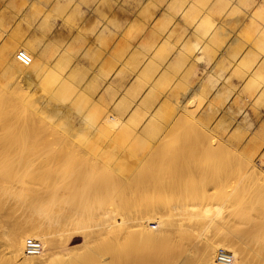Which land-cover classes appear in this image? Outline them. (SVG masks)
I'll use <instances>...</instances> for the list:
<instances>
[{"label":"rangeland","instance_id":"1","mask_svg":"<svg viewBox=\"0 0 264 264\" xmlns=\"http://www.w3.org/2000/svg\"><path fill=\"white\" fill-rule=\"evenodd\" d=\"M250 13L255 14L254 16L258 17L257 19L260 21L254 20L249 16ZM262 23H264L263 0H0V116L5 115L4 105L7 107L11 105L9 100L3 98V95L9 93L2 85L6 69L12 73L10 82L16 83L19 80V71L13 66L16 64L19 68L21 63L15 59V53L18 49L24 48L15 44L14 39H16L18 43L38 54L41 69L38 67L35 70L34 67V73L42 71L40 77H37L38 81L31 85L32 89L22 85V89L19 91L20 94L30 98L28 104H33L34 108L28 106L27 108L34 113L25 116L26 108L20 107L21 109L18 108V110L20 109V113L22 110V113L20 115L16 109L17 117L23 123L30 122L32 117H34V123L38 120V123L34 124L36 135L34 136L44 138L40 143V137L37 138L40 140L37 142L35 138L23 140L17 137L20 146L6 151H4L6 144L16 137V132L10 131L0 138V243L6 239L5 232L11 227L13 220L32 218L36 222L45 223L46 227L56 231V234L69 238L70 246L73 248L84 244L85 238L80 228L85 224L96 223L93 216L96 212H101L103 208L123 211L121 207L128 210V206L129 211L137 216L142 214L139 211L141 205L143 208L140 210L143 211L147 205H159L162 200L163 206L159 205V207L163 208L170 207L174 203L188 205L194 203L201 208L205 202V204L207 202L209 204V201L213 202L210 205L214 208L213 205L220 201L217 199L219 195L231 194L232 197L242 198L245 190L250 193V196L247 197H251L249 201L253 197L255 202L245 203L248 199L243 197L245 202L240 203V199L232 213L228 208L227 211L225 210L227 213L224 211L223 217L213 216L210 219L211 222L210 220L208 222L211 226L207 227L205 231L201 232L204 228L194 229L196 233L189 234L191 236L187 237L190 238L189 244L187 239H180L179 242H184V245L180 244L186 249V252L183 251L184 253H187L188 248L191 247L199 250V246L203 244L202 240L204 242L206 239L204 236L219 229L214 228V225H217L216 220L226 225L228 221L223 222L224 219L230 218L228 216L234 214L231 219H227L230 220L231 225H236V227L233 226L234 229L254 237L249 243L264 251V177L262 181V169L259 168V171L254 173H252L253 171L246 172L245 157L247 153L237 150L220 139L206 127L207 125L199 115L206 102L200 85L206 74L204 68L206 62L218 58L225 51L248 57L250 62H260L264 59V44L261 47L258 39L254 36L260 29L264 35V24ZM198 53L200 66L199 71H196L191 69L190 60L192 55ZM13 58L16 60L15 62H12ZM175 59L177 66L174 65L171 69L167 67L168 69L165 71V65ZM22 68L21 65L20 72L24 70ZM175 73L179 74L183 83H169L174 79L175 76L172 74ZM161 75L163 78L160 80ZM166 75L168 89H165L164 85ZM197 75L200 83H191V78H195ZM197 85L200 90L198 89L192 98L195 99L199 93L202 94L201 98L190 99L189 103L191 104L192 101L194 103L192 102L193 105L189 107L194 108L198 102L196 106L198 109H195L198 118L190 117L186 121L179 120L178 114H181L182 110L178 109L177 102L182 98L183 91L186 92V89L189 90ZM59 88L64 92L73 90L77 94L71 101V109L67 112L69 122L66 121V116H52V111L57 110L58 107L64 109L56 97ZM26 90L29 91L24 93ZM189 103L188 105H190ZM109 110L119 115L122 120L115 129L103 118ZM40 111L46 112L48 117L40 115ZM6 115L8 114L6 113ZM177 119L180 121L179 124L187 125V121H189L188 125H195L193 126L195 131L192 132L194 137L189 138L179 135V133L178 135L172 134L173 132L172 135L167 133L171 125L176 123L174 120L177 121ZM191 119L192 124L190 123ZM199 119L206 126L202 125ZM128 120L130 122L126 123ZM53 126H57L64 138H70L78 143L79 147H75V150L74 145L68 142L69 140L67 141L66 138L61 140L63 135H53ZM96 127L98 129H95ZM196 127L200 131L199 133L205 134L203 136L207 141L198 133ZM164 134L169 135L165 138L169 144L165 148L159 149L158 145L164 139ZM191 140H193L192 147L199 148V153L189 151V149L183 152L182 145ZM209 142L219 150H215ZM65 143L67 145L64 146ZM172 143L177 144L176 149L173 148L174 145L171 146ZM178 146L182 151L177 149ZM228 150L236 152L228 155ZM78 151L81 155L78 154ZM81 151H86L85 153L88 155ZM204 152H208V154ZM211 152L213 154H210ZM28 154L32 156H26ZM24 157L29 163L24 161L22 165H19ZM253 157L255 160L264 158V149ZM5 164L10 166L16 164L17 174L12 172L16 176L8 180L2 178L1 169ZM143 164L147 166L146 168L142 167L146 173L144 170H138ZM92 165L93 168H91ZM206 165H208V169ZM112 166L117 167L119 172L117 173ZM209 167L211 169L213 167V169L211 170ZM137 170L146 174L144 175L146 177L143 178L142 173V176L140 172L137 173L142 177L141 181H139L141 177L135 178L139 183L141 182L138 187L136 184L138 182L133 177ZM175 170L176 173H174ZM225 170L227 171L225 172ZM238 170L243 173L239 175ZM113 172H115L114 178L111 177ZM230 174L235 176L232 177ZM257 174L259 175L256 179ZM238 175L242 179H238ZM17 176L24 177V181ZM127 176L130 179L133 178V181H126ZM225 178L230 180L227 181ZM112 179H118V182L117 180L112 182ZM239 180L241 182L243 180V184L238 185ZM131 181L132 184L135 181V185H131ZM113 183L118 185L117 188L120 189L118 192ZM123 183L126 187L121 185ZM232 183L234 184L232 185ZM245 184H249L247 190L244 187ZM240 185L241 187L238 188ZM134 186L137 187L136 193ZM148 186L150 188L147 191ZM231 186H234L235 189ZM5 188L15 195L4 194ZM237 188L240 192L236 191ZM22 189L28 193L26 202L17 198ZM204 192L211 196L210 199H204L205 202L202 199ZM253 192L256 195H252ZM146 193L148 198L150 197L149 200L144 198L147 197ZM215 196L217 197L215 198ZM140 197H143V200ZM257 199L259 200L257 201ZM123 200L131 203H125V201L123 203ZM135 202L136 205L138 203L139 208ZM191 202L193 203L191 204ZM198 202H202V204ZM166 203L168 205H165ZM250 203L251 206L254 204L253 208L250 207ZM120 205L122 206L120 207ZM134 206L136 210L138 208L137 211ZM38 208L43 209L40 215L33 211ZM133 209L136 212H133ZM244 214L245 216H243ZM118 217L120 218V215ZM230 224L226 226H230ZM149 227L157 229L158 224L153 222L149 224ZM220 230L223 229L220 228ZM119 236H113L114 238H109L110 241L105 243V246L112 243L111 247L117 246L112 247L115 249V253L111 251L114 255L109 252L113 255V257L111 255L112 259L108 262L109 264H152L147 260L149 252L146 249L148 246L146 245V248V243L141 241V235H139L140 237L133 234H120ZM256 238L259 241L255 240ZM115 240H119L117 244H115ZM92 245L95 246V244ZM116 249L119 255L116 254ZM194 249L191 255L198 252ZM85 250L92 252L88 247H85ZM216 252L217 250L215 255ZM229 252L233 254V252ZM195 255L191 256L189 264H201L198 261L199 254ZM255 259L258 261V258L254 256V261ZM75 260L79 261V259L73 260L72 258L61 261L62 264H76ZM126 260L130 262L128 263ZM97 262L94 263L98 264ZM92 263L90 262V264ZM77 264H80V261ZM82 264H89V262Z\"/></svg>","mask_w":264,"mask_h":264},{"label":"bare ground","instance_id":"2","mask_svg":"<svg viewBox=\"0 0 264 264\" xmlns=\"http://www.w3.org/2000/svg\"><path fill=\"white\" fill-rule=\"evenodd\" d=\"M264 1V0H263ZM132 2V1H131ZM259 6V5H258ZM255 15V14H254ZM253 13H250L249 16L253 17V19L257 20L258 21V17L254 16ZM256 17V18H255ZM252 19V20H253ZM260 21V20H259ZM258 21V22H259ZM264 24V23H262ZM264 26V25H263ZM264 29V28H263ZM261 30V29H260ZM260 30L257 31L256 35L254 37H256V39H258L259 41V44L262 45L264 44V35L260 32ZM253 37V38H254ZM15 40V44L17 45H20L22 48H24L25 51H27L31 56H32V61L29 65L27 66H24L23 64L22 65V72H20V67L18 68L16 64H14L13 68H16L18 71H19V80L18 82L16 83H12L10 82V76L12 75V73L8 72L7 69L6 71L4 72L3 76H4V81L2 82L3 84V87L9 92L8 94L6 95H3V98H5V100H9L8 102L11 104L10 106L8 105V103H6L9 107H7L6 105H4L5 109H6V112H5V115H1L0 116V138H3L8 132H16V137L14 139H12L11 141H9L7 144H6V149L4 151H6L7 149H12V148H16L18 146H20V143H19V140L17 137H20L21 139L23 140H30V139H33L35 138V140L39 137H35V133H34V124L38 123V120L34 123V117H32L30 119V122H24L23 121L21 122V120L19 121V117H17L18 115V112L20 113V107H23V108H26L24 110V115H28V114H32L34 112H31L30 109L27 108L28 107H33L34 108V105L32 104H28L29 103V100L30 98H27L25 97L24 95L20 94V90L22 89V85L23 86H26L27 88L29 89H32L31 88V85L33 84L34 85V82L36 83L38 80H37V77H40L41 75V72L42 71H39V72H36L34 73V67H35V70H37L36 68L39 67V69H41V61L39 60L38 58V54H36L32 49L26 47L25 45L21 44V43H18V41ZM112 44V43H111ZM259 50L261 48H258ZM262 51V50H261ZM264 53V52H263ZM16 54V53H15ZM8 57V55H7ZM15 59L16 56H15ZM14 58L12 59V62H15ZM12 68V69H13ZM47 82V81H46ZM69 83V82H68ZM45 84V83H44ZM201 85V84H200ZM46 86V85H45ZM202 86V85H201ZM60 87V86H59ZM67 87V86H66ZM65 88V87H64ZM189 88V86H188ZM60 90H58V94L56 95V97L59 99V101L61 102V105L62 108L64 107V109H58L57 110H53L52 111V116L53 117H65L66 121L69 122V114H67V112L71 109V101H73V98L77 95L76 94V91H73V90H70V91H65L62 90L61 88H59ZM198 89H199V86H195V87H191L189 90L186 89V92L183 91L182 93V98L179 99V101L177 102V107L179 110H182V113L181 114H178L179 116V120H182V121H186V119H189L190 117L192 118H198L197 115H196V106H197V103H196V106H194V108L192 107V109L189 107L192 104V102L194 103V101L191 102V104L189 103V100L193 99L192 96L194 94H196L198 92ZM200 90V89H199ZM29 91V90H28ZM27 90L24 92V93H27L28 92ZM31 91V90H30ZM59 91H62V92H59ZM50 92V91H49ZM21 93H23L21 91ZM54 93V92H53ZM52 93V94H53ZM59 93H61V95H59ZM51 94V95H52ZM55 95V94H53ZM202 95V94H201ZM201 95L199 93V96H197L195 99L193 100H196L198 97L201 98ZM195 96V95H194ZM204 96V95H203ZM198 98V99H199ZM249 98V97H248ZM54 99V98H52ZM4 100V102H5ZM18 101V102H16ZM198 101V100H197ZM174 103V102H173ZM188 103L190 105H188ZM56 104V103H55ZM18 108H20L18 110ZM16 109L18 112H16ZM198 109V107H197ZM196 109V110H197ZM36 110V108H35ZM42 111V110H41ZM39 112L40 115H44L46 117H48V115L46 114V112ZM6 113L8 115H6ZM21 113H22V110H21ZM20 113V115H21ZM23 115V116H24ZM34 116V114H33ZM37 116V115H36ZM104 120L106 123H111L112 124V128L114 126V129L115 127L118 125H120V122L122 121L121 120V117L119 115H117L115 112L109 110L108 113H106L104 116H103ZM38 119V118H37ZM36 120V118H35ZM103 120V119H102ZM103 120V121H104ZM198 120V119H197ZM40 121V120H39ZM200 121V119H199ZM174 122H176L174 125L172 124L171 127L169 128V132H167L168 134L172 135V134H176L178 135H185L186 137H194V135H192L194 128L193 126H195L194 124L191 126V125H188V122L187 121V125H183L182 123L179 124L178 122V119L177 121L174 120ZM201 122V121H200ZM185 123V122H184ZM192 124V119H191V122ZM195 123V122H194ZM202 123V122H201ZM95 124V123H94ZM196 125H198L200 127L199 124L196 123ZM202 125H205L202 123ZM51 126V125H50ZM96 126V125H95ZM197 126V127H198ZM206 126V125H205ZM54 130H52V134L54 135H63L61 133V130L57 127V126H53ZM111 127V126H110ZM195 128L198 133L200 132L198 130V128ZM208 128V126H206ZM52 129V128H51ZM95 129H98L97 127ZM37 130V129H36ZM35 130V131H36ZM40 130V128H39ZM48 130V128L46 129V131ZM201 130V129H200ZM38 131V130H37ZM45 131V130H43ZM204 131V130H203ZM106 133H108V131H105ZM173 132V133H172ZM202 132V131H201ZM172 133V134H171ZM195 132V134H198ZM203 133V132H202ZM202 133H199L202 135ZM206 133V136L207 135V132ZM38 134V133H37ZM46 134V132H45ZM51 134V136H52ZM168 134H164L165 137L164 139L162 140V142H160V144L158 145V148L159 149H163L165 148L169 143V141L165 140V138L167 137ZM35 135V136H34ZM205 136V134H203ZM202 135V137H204ZM169 136V135H168ZM57 137V136H56ZM185 137V138H186ZM201 137V136H200ZM41 138V137H40ZM43 138V137H42ZM42 138H41V141L40 140H36L37 141H40V143H42ZM64 138V135L63 137L61 138V140ZM67 139V141L70 143V144H73L74 145V148L75 147H79L78 143H76L75 141H72L70 140V138L68 139L67 137H65ZM64 138V139H65ZM173 138V137H172ZM199 138V137H198ZM209 138V137H207ZM214 138V137H213ZM44 139V138H43ZM168 139V138H167ZM181 139V138H180ZM193 139V138H192ZM205 139V137H204ZM217 139V138H215ZM169 140V139H168ZM170 140H171V137H170ZM178 140V139H177ZM184 140V139H183ZM188 140V139H187ZM200 140V138H199ZM203 140V139H202ZM206 140V139H205ZM212 140V139H211ZM45 141V140H44ZM50 141V140H49ZM47 141V142H49ZM186 142V140H184ZM193 140H191L190 142L186 143L185 145H182L184 151L183 152H186L185 150H188L189 151H192V152H197L199 153L200 150L198 151L197 148H194L192 147L193 145H191V142ZM207 141V140H206ZM35 142V143H36ZM51 142V141H50ZM50 142L48 144H50ZM176 142V141H175ZM182 142V141H181ZM219 142V141H217ZM221 142V141H220ZM39 143V142H38ZM39 143V144H40ZM64 143V142H63ZM210 143V142H209ZM208 143V144H209ZM222 143V142H221ZM45 144V143H43ZM47 144V145H48ZM212 147H214L215 145L213 143H210ZM218 144V143H216ZM38 145V144H37ZM67 145V143L64 144V146ZM123 145V144H122ZM120 145V146H122ZM174 145V143L171 144V146ZM180 145V144H179ZM35 146V144H34ZM44 146V145H43ZM177 146L174 145L173 148H175ZM204 147V145H202ZM207 146V145H206ZM210 146V145H209ZM70 147V146H69ZM179 148H177L178 150L180 148V146H178ZM201 147V146H200ZM221 147V145H220ZM28 148V147H27ZM71 148H72V145H71ZM211 148V147H210ZM68 149V148H67ZM176 149V148H175ZM204 149V148H203ZM202 149V150H203ZM215 149V147H214ZM217 149V147H216ZM215 149V150H216ZM76 150V148H75ZM206 150V148H205ZM212 150V148L210 149ZM210 150H208L210 152ZM219 149H217L218 151ZM221 150V149H220ZM149 151V150H148ZM154 151V149H153ZM182 151V150H181ZM204 151V150H203ZM215 151V152H217ZM223 151V150H222ZM31 152V151H29ZM27 152V153H29ZM82 152V151H81ZM84 153L86 151H83ZM82 152V153H83ZM174 152V151H173ZM214 152V151H212ZM210 153V154H213V153ZM234 152V150L232 151H229L228 150V155L229 153H232ZM236 152V151H235ZM234 152V153H235ZM238 152V151H237ZM32 153V152H31ZM170 153V152H169ZM181 153V152H180ZM205 153V152H204ZM208 154V152H206ZM205 153V154H206ZM221 153V151H220ZM226 153V154H227ZM233 153V154H234ZM243 153V152H242ZM72 154V153H71ZM78 154L79 151H78ZM86 154V153H85ZM188 154V153H187ZM232 154V155H233ZM244 154V153H243ZM75 155V154H74ZM81 155V154H80ZM88 155V154H86ZM175 155V154H174ZM182 155V154H181ZM231 155V154H230ZM245 155V154H244ZM26 156H32V155H26ZM185 156V155H184ZM200 156V155H199ZM207 156V155H206ZM225 156V155H224ZM236 156V155H235ZM28 157V158H29ZM88 157V156H87ZM153 157V156H152ZM151 157V158H152ZM170 157V156H169ZM203 157V156H202ZM223 157V156H222ZM221 157V158H222ZM226 157V156H225ZM80 158V157H79ZM77 158V159H79ZM82 158V157H81ZM150 158V160H152ZM183 158V157H182ZM186 158V157H185ZM213 158V157H212ZM224 158V157H223ZM234 158V157H233ZM241 158H244V157H241ZM24 157L22 159V161L19 163V165H22V163L24 161H26V163H29L27 162L28 160ZM187 159V158H186ZM207 159V158H206ZM264 158H259L258 160H255L253 155L251 154H246V157H245V162H246V172H250V171H253L252 173L254 172H257L259 171L258 169L261 168V174H263L261 177H262V181H263V177H264ZM91 160V159H90ZM174 160V158H173ZM222 160V159H221ZM229 160V159H228ZM237 160V159H236ZM244 160V159H243ZM241 160V161H243ZM30 161V160H29ZM238 161V160H237ZM81 162V161H80ZM149 162V161H148ZM170 163V161H167V163ZM202 162V161H201ZM240 162V161H239ZM31 163V161H30ZM90 163V162H89ZM179 163V162H178ZM177 163V164H178ZM183 163V162H182ZM206 163V162H205ZM214 163V162H213ZM212 163V164H213ZM233 163V162H232ZM91 164V163H90ZM145 164V163H144ZM143 164V166L141 165L140 168H138V170H144L145 172V169H143L142 167H147ZM176 164V163H175ZM180 164V163H179ZM185 164V163H184ZM216 164V163H214ZM167 165V164H166ZM172 165V164H171ZM182 165V164H181ZM203 165V164H201ZM241 165V164H240ZM243 165L245 166V164L243 163ZM43 166V165H42ZM46 166V164H45ZM43 166V167H45ZM173 166V165H172ZM180 166V165H179ZM184 166V165H183ZM207 166V169H208V165ZM225 166V165H224ZM42 167V168H43ZM96 167V166H95ZM137 167V166H136ZM135 167V169H136ZM149 167V166H148ZM178 167V166H177ZM214 167V166H213ZM212 167V169H213ZM17 166L16 164L15 165H3L2 166V169H1V172H2V178L4 180H8L10 178H13L14 175L12 172H16L17 174ZM93 168V165L92 167ZM97 168V167H96ZM113 169L116 170V172L118 173L119 170L117 167H113ZM169 168V167H168ZM175 168V167H174ZM210 168V167H209ZM206 169V168H205ZM211 169V168H210ZM211 169V170H212ZM233 169V168H232ZM238 169V168H237ZM236 169V170H237ZM136 171V174L133 175L134 179L137 178V177H141L143 172H140V171ZM169 170V169H168ZM177 170V169H176ZM176 170L174 173H176ZM181 170V169H180ZM204 170V168H203ZM214 170H215V167H214ZM221 170V169H220ZM219 170V171H220ZM242 170V169H241ZM245 170V168H244ZM183 171V170H182ZM206 171V170H205ZM227 170H225L226 172ZM239 171V170H238ZM112 172V171H111ZM138 172H140L141 176H138L139 174H137ZM167 172V171H166ZM178 172L180 173L181 171H179V168H178ZM207 172V171H206ZM114 173H111V177L114 178ZM146 173V172H145ZM143 174V178L144 175L146 174ZM149 173V172H148ZM178 173V174H179ZM202 173V171H201ZM205 172L203 171V174ZM216 173V172H214ZM219 173V172H218ZM243 172H240L239 171V175L242 174ZM92 174V173H91ZM184 174V172H183ZM217 174V173H216ZM215 174V175H216ZM224 174V173H223ZM248 174V173H246ZM238 175V176H239ZM258 175H256V179L258 178ZM119 176V175H117ZM183 176V175H181ZM213 176V174H212ZM228 176H229V173H228ZM230 176H235V175H232L230 174ZM18 177V176H17ZM116 177V176H115ZM142 177L139 179V181H141ZM150 177V176H149ZM154 177V176H152ZM223 177V176H222ZM226 177V176H225ZM241 176L238 177V179H242L240 178ZM253 177V176H251ZM250 177V178H251ZM255 177V175H254ZM260 177V179H261ZM19 179L23 180L24 181V177H18ZM118 178V177H116ZM121 178V177H120ZM148 178V177H147ZM244 178H245V175H244ZM119 179V178H118ZM118 179H114V180H117L118 182ZM127 180L126 181H130L132 179H130L129 176H127L126 178ZM153 179V178H152ZM151 179V180H152ZM160 179V178H159ZM181 179V178H180ZM226 179V178H225ZM232 179V178H231ZM235 179V178H234ZM237 179V178H236ZM259 179V180H260ZM113 180V179H112ZM114 180L112 182H114ZM122 180V179H121ZM136 180V179H135ZM227 180V179H226ZM230 180V179H229ZM227 180V181H229ZM124 181V182H126ZM133 181V180H132ZM132 181H131V185H135L136 183L137 184V187H138V184L139 181L136 180V182L132 184ZM147 181V180H146ZM178 181V180H177ZM186 181V180H185ZM240 181V180H239ZM256 181V180H255ZM254 181V182H255ZM143 182V181H142ZM145 182V181H144ZM173 182V181H172ZM179 182V181H178ZM234 182V181H233ZM238 182V181H237ZM122 183V182H121ZM148 183V181H147ZM223 183V182H222ZM221 183V185H222ZM225 183V182H224ZM235 183V182H234ZM232 183V185L234 184ZM261 183V182H260ZM115 185V183H113ZM119 184V183H118ZM145 184V183H144ZM169 184V183H168ZM236 184V183H235ZM239 184H243V180L242 182H238V185ZM122 186L124 185L121 184ZM188 185H190V183H188ZM187 185V186H188ZM192 185V183H191ZM207 185V184H206ZM229 185V184H228ZM246 185V184H245ZM116 188L118 185H115ZM120 186V185H119ZM120 186V187H122ZM194 186V185H193ZM192 186V187H193ZM244 186V185H243ZM248 185L244 186L246 188V190L248 189ZM124 187H126V185H124ZM136 186H134L135 188ZM137 187L135 188V193H136V189ZM159 187V186H158ZM162 188V186H160ZM190 187V186H189ZM227 187V186H226ZM230 187V186H229ZM232 188L234 186H231ZM241 187L238 186V188ZM150 188V186H148L147 188V191L148 189ZM167 188V187H166ZM216 188V187H215ZM224 188V187H222ZM238 188L236 189V191L238 190ZM243 188V187H242ZM183 189V188H182ZM208 189V188H207ZM235 189V188H233ZM118 190H120L119 188H117V192ZM142 190V189H141ZM186 190V189H185ZM189 190V189H188ZM217 190V189H216ZM215 190V191H216ZM220 190V189H219ZM231 190V189H230ZM163 191V190H162ZM183 191V190H182ZM213 191V190H212ZM211 191V192H212ZM235 191V192H236ZM239 191V190H238ZM254 191V190H252ZM258 191V190H257ZM188 192V191H187ZM208 192V190H207ZM206 192V194H207ZM232 192V191H231ZM240 192V191H239ZM260 192V191H259ZM264 192V190H263ZM116 193V192H115ZM114 193V195H115ZM233 193V192H232ZM244 193V196L243 197H246L247 202H245L240 196V198H238L237 196L236 197H232V195H225V196H222L219 195V197L217 199H220L219 202H217L216 204L213 205L214 208H212V206L210 205V203H213V202H210L209 201V204L207 202V204H205V200L207 199H210L211 196L209 195H206L205 192L203 193L202 195V199L203 201L205 202L204 203V206L199 208L197 207L193 202H191V204L193 203V205H188V204H181V203H174L172 206L170 205V207L168 206L166 208V206L163 208V207H159V205H162L163 206V200H162V203H160L159 205L155 204V205H147V203H145L147 200H149L148 196H147V193H146V196L147 197H144L146 198L147 200L145 202H143L145 205H147V207H145L142 210H140L142 207V205L140 206L141 208L139 209L140 212H142V214L140 216H137V215H134L132 214L130 211H129V207L127 206L128 210L126 208H123V203L125 200H123V203H121L122 205H120V207L123 209L122 210H115L113 208H111V210H108V208L104 209L101 211V212H96V214L93 216V218L95 219L96 223L92 224H85L83 225L80 229H82V235L83 237L85 238V242L83 245H80V246H77V247H71L70 246V242H69V238H65L63 237L62 235L60 234H56V231H53V230H50L46 227L45 223H42V222H36L34 221V219L32 218H25V219H16V220H13L12 221V225L11 227L7 230V232H5V236H6V239L4 241H2V243H0V264H62L63 262L61 260H68L70 258H72L73 260L74 259H79L80 261V264L82 263H88L90 264V262H97L98 264H106L110 261L111 258V255L113 254L114 255V250L113 248L117 247V246H112L113 243L109 246H105V243H107V241L111 238H114L115 236H119L120 234H133L134 236L136 235H141V238L145 244V247L146 245L148 246V249H146V251H148V262L149 263H152V264H189V261H190V258L191 256L195 255V256H198L197 254H199V260L196 259V262L200 261L201 264H239V263H242V264H264V251L260 248H256V247H253L255 245H251V243H249L251 240L254 239V237H251L250 235H247V234H242L238 229L235 230L233 226L236 227V225H231L230 224V220H227V219H231L233 215H229L228 217L230 218H227V216H225L227 219H224V218H221V219H224L223 222H227L228 224H230V226H226V225H223L222 222L221 225H219V221L216 220L215 222L217 223V225H214V228H221L223 230H220L219 229L216 231H212L210 234H208L207 236H204L206 237V239L202 240V245L199 246V250H195L194 247H191V248H188L189 251L187 253H184L183 251L186 252V249L183 248V246L181 247V245H184V242H179L180 239H187L186 241L188 242V244L190 243V241H188L190 238H187V237H190L191 235L189 234H195L196 233V230H198L197 228H204L202 229L201 232L205 231V229L211 225H209V220L213 218V216H221L223 217L225 215V212L227 211L226 209L229 208L230 210V213L233 212V210L235 209V205L237 204V202L241 199L240 203L243 201L245 203H248V202H252L253 201V197H252V200L249 201L251 199V197L247 198L248 196H250V193H248V191H243ZM254 193V192H253ZM252 195H256V193H254ZM4 194H14L12 193L11 191L8 190V188H5L4 189ZM133 194V193H132ZM142 194V193H141ZM157 194V193H155ZM161 194V193H160ZM236 194V193H235ZM263 194V193H262ZM15 195V194H14ZM140 195V193H139ZM145 195V194H144ZM251 195V196H252ZM258 195V194H257ZM264 195V194H263ZM262 195V196H263ZM138 196V195H137ZM153 196V195H152ZM159 196V195H158ZM164 196V195H163ZM191 196V195H190ZM196 196V195H195ZM218 196V195H217ZM215 196V198L217 197ZM260 196V195H259ZM258 196V197H259ZM261 196V197H262ZM139 197V196H138ZM162 197V196H161ZM17 198H19L21 201H24L26 202L27 201V198H28V193L27 191L24 189H22V191L20 192V194L17 195ZM141 198V197H140ZM139 198V199H140ZM154 198V197H153ZM164 198V197H163ZM255 198V197H254ZM257 198V197H256ZM130 199V198H129ZM128 199V200H129ZM143 200V197L141 198ZM140 199V200H141ZM159 199V198H157ZM198 199V198H197ZM205 199V200H204ZM245 199V200H246ZM161 200V199H160ZM171 200V199H170ZM178 200V198H177ZM191 200V199H190ZM259 199H257L258 201ZM137 201V200H135ZM151 201V200H150ZM175 201V200H174ZM187 201V200H186ZM256 201V202H257ZM139 204H140V201L138 200ZM142 202V201H141ZM155 202V201H153ZM159 203V201H156ZM166 202V201H165ZM177 202H180V201H177ZM216 202V201H215ZM255 202V201H253ZM125 203H129L128 201ZM131 203V202H130ZM129 203V204H130ZM133 203V202H132ZM150 203V202H149ZM169 203V201H168ZM187 203V202H186ZM189 203V202H188ZM196 203V202H195ZM199 204H202V202H198ZM244 203V204H245ZM170 204V203H169ZM190 204V203H189ZM197 204V203H196ZM249 204V203H248ZM135 205H136V202H135ZM165 205H168L167 203ZM254 205V204H253ZM251 206V203H250V207L253 208L254 206ZM138 206V203L137 205ZM211 206V207H210ZM249 206V205H248ZM257 206V205H256ZM135 208V206H134ZM139 208V206H138ZM137 208V210H138ZM132 210V209H131ZM136 210V208H135ZM136 210V211H137ZM226 210V211H225ZM33 211H35L37 214H42L43 212V209L42 208H38V209H33ZM115 211V212H114ZM134 211L133 209V212H136ZM225 211V212H224ZM138 213V212H137ZM227 213V212H226ZM238 213V212H237ZM240 214V213H239ZM118 215H120V218L118 217ZM178 215V216H176ZM242 216V215H241ZM245 216V214L243 215ZM178 217V218H176ZM235 217V216H234ZM240 217V216H239ZM219 218V217H218ZM226 220V221H225ZM221 221V220H220ZM155 222L156 224H158V227L156 229H153L151 227H149V224L150 223H153ZM211 222V220H210ZM213 223V222H212ZM225 224V223H224ZM213 225V224H212ZM220 226V227H219ZM213 228V227H212ZM211 228V230H212ZM213 228V229H214ZM194 229L195 232H194ZM234 229V230H232ZM209 230V231H211ZM200 231V229H199ZM198 232V231H197ZM207 233V232H206ZM114 236V237H113ZM193 236V235H192ZM255 236V235H254ZM260 236V234H259ZM120 237V236H119ZM126 237V236H125ZM127 237H130V236H127ZM140 237V236H139ZM258 237V236H257ZM28 238H35L37 240H39L41 243H42V250L40 251L39 254H27L25 252V242H26V239ZM110 238V239H109ZM118 238V237H117ZM116 238V239H117ZM121 238V237H120ZM253 238V239H252ZM74 239V238H73ZM140 239V238H138ZM129 240V239H128ZM257 240V238L255 239ZM254 240V241H255ZM116 241V240H115ZM119 241V240H118ZM115 242V244H117V242ZM185 241V242H186ZM259 241V240H257ZM257 241H255V243H257ZM69 242V244H68ZM135 243L136 240H135ZM134 243V244H135ZM92 244H95V246H93ZM129 244V243H128ZM127 244V245H128ZM132 244V243H131ZM181 244V245H180ZM138 245V244H136ZM141 245V244H140ZM180 245V246H179ZM129 246V245H128ZM85 247H88L91 251L89 250H85L84 251V248ZM122 247V246H121ZM150 247V249H149ZM135 248V246H134ZM141 248V247H140ZM196 248V247H195ZM132 249V247H131ZM184 249V250H183ZM195 250L197 253H194L191 255V252L192 250ZM117 250V249H116ZM125 250V249H124ZM133 250V249H132ZM150 250V251H149ZM217 250V252L219 250H226V251H231L233 252L232 254V259L230 262H219L216 260V255H217V252H216V255H215V251ZM111 251H113L114 253H112ZM194 251V252H195ZM83 252V253H82ZM87 252H91V253H87ZM109 252H111L112 254H110ZM82 253V254H80ZM87 253V254H86ZM110 255H109V254ZM118 250H117V253L118 254ZM84 254V255H83ZM115 254V255H116ZM123 254V253H122ZM120 254V255H122ZM142 254V252H141ZM144 254V253H143ZM112 255V257H113ZM119 255V254H118ZM257 255V256H256ZM132 256V255H131ZM254 256L258 258V261H256L257 259H255L254 261ZM118 257V256H117ZM127 259V258H126ZM194 260V259H193ZM198 260V261H197ZM260 260V261H259ZM78 261V262H79ZM123 261V260H121ZM127 261V260H126ZM76 264L78 263L76 260H75ZM128 262V261H127ZM130 262V261H129ZM128 262V263H129ZM193 262V261H191ZM92 263V264H93ZM119 263V262H117ZM124 263V262H123ZM95 264V263H94ZM109 264V263H108ZM197 264V263H196Z\"/></svg>","mask_w":264,"mask_h":264},{"label":"crops","instance_id":"3","mask_svg":"<svg viewBox=\"0 0 264 264\" xmlns=\"http://www.w3.org/2000/svg\"><path fill=\"white\" fill-rule=\"evenodd\" d=\"M199 59V53L191 56L192 70L199 71ZM174 65L176 59L165 65V71ZM204 68L201 91L206 102L200 117L220 139L239 151L256 155L264 149V59L250 62L248 57L225 51L208 60ZM172 75L175 77L169 83H183L178 73ZM166 77L164 85L168 89ZM191 83H200L198 75L191 78Z\"/></svg>","mask_w":264,"mask_h":264},{"label":"built area","instance_id":"4","mask_svg":"<svg viewBox=\"0 0 264 264\" xmlns=\"http://www.w3.org/2000/svg\"><path fill=\"white\" fill-rule=\"evenodd\" d=\"M16 58L19 63L27 66L32 61V56L24 49H18L16 51ZM42 250V243L35 238H28L25 242V252L27 254H39ZM232 254L226 250H219L216 255V260L219 262H230Z\"/></svg>","mask_w":264,"mask_h":264}]
</instances>
